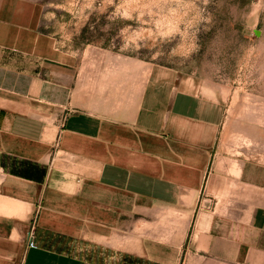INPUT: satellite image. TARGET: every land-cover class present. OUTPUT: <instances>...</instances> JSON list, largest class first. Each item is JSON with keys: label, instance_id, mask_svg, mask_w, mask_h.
I'll list each match as a JSON object with an SVG mask.
<instances>
[{"label": "crops", "instance_id": "0c3cea01", "mask_svg": "<svg viewBox=\"0 0 264 264\" xmlns=\"http://www.w3.org/2000/svg\"><path fill=\"white\" fill-rule=\"evenodd\" d=\"M45 2L0 0V264H264V124L237 90L72 56Z\"/></svg>", "mask_w": 264, "mask_h": 264}, {"label": "rangeland", "instance_id": "374dc122", "mask_svg": "<svg viewBox=\"0 0 264 264\" xmlns=\"http://www.w3.org/2000/svg\"><path fill=\"white\" fill-rule=\"evenodd\" d=\"M44 7L43 30L72 56L91 46L191 76L200 93L203 85L237 90L241 115L264 124V0H46Z\"/></svg>", "mask_w": 264, "mask_h": 264}, {"label": "built area", "instance_id": "2783aa9c", "mask_svg": "<svg viewBox=\"0 0 264 264\" xmlns=\"http://www.w3.org/2000/svg\"><path fill=\"white\" fill-rule=\"evenodd\" d=\"M28 247H30V248L36 247V245L34 244V242L32 241V239H29V241H28Z\"/></svg>", "mask_w": 264, "mask_h": 264}]
</instances>
